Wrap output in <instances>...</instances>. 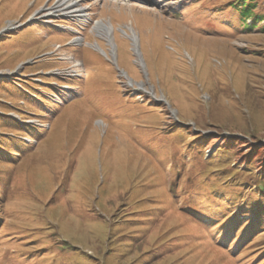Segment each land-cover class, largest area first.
Here are the masks:
<instances>
[{
    "label": "rangeland",
    "instance_id": "rangeland-1",
    "mask_svg": "<svg viewBox=\"0 0 264 264\" xmlns=\"http://www.w3.org/2000/svg\"><path fill=\"white\" fill-rule=\"evenodd\" d=\"M241 1L0 0V264H264Z\"/></svg>",
    "mask_w": 264,
    "mask_h": 264
},
{
    "label": "trees",
    "instance_id": "trees-1",
    "mask_svg": "<svg viewBox=\"0 0 264 264\" xmlns=\"http://www.w3.org/2000/svg\"><path fill=\"white\" fill-rule=\"evenodd\" d=\"M243 3L242 8H240V10H243L244 13L241 14L242 16V20L247 22L248 20L252 22H260L263 21L264 22V17L263 16H258L257 14H253V9L255 8V2L253 0H245V2L241 1ZM258 20V21H257ZM260 155L259 157L261 158V161H264V145L260 146L259 148H257V151L254 152V154ZM255 177H253V179L255 180L256 184H259V194H262L264 192V172H261L259 174L253 173ZM250 176V175H248ZM260 204V205H259ZM261 206L264 207V202H260V200H257L256 202V206ZM259 221V220H258ZM261 222V221H259ZM249 223V222H248ZM254 226V223H253Z\"/></svg>",
    "mask_w": 264,
    "mask_h": 264
},
{
    "label": "bare ground",
    "instance_id": "bare-ground-1",
    "mask_svg": "<svg viewBox=\"0 0 264 264\" xmlns=\"http://www.w3.org/2000/svg\"><path fill=\"white\" fill-rule=\"evenodd\" d=\"M98 30H102V31L106 32L107 35L109 33V30L106 27H104V26H99Z\"/></svg>",
    "mask_w": 264,
    "mask_h": 264
}]
</instances>
